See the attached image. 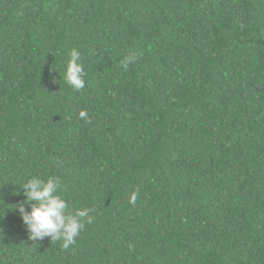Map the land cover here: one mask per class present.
Listing matches in <instances>:
<instances>
[{
  "label": "trees",
  "instance_id": "obj_1",
  "mask_svg": "<svg viewBox=\"0 0 264 264\" xmlns=\"http://www.w3.org/2000/svg\"><path fill=\"white\" fill-rule=\"evenodd\" d=\"M33 177L93 209L68 249ZM0 200V264H264V0H0Z\"/></svg>",
  "mask_w": 264,
  "mask_h": 264
},
{
  "label": "clouds",
  "instance_id": "obj_2",
  "mask_svg": "<svg viewBox=\"0 0 264 264\" xmlns=\"http://www.w3.org/2000/svg\"><path fill=\"white\" fill-rule=\"evenodd\" d=\"M69 60L65 72V81L74 90L85 88V70L81 60V53L73 48L69 53ZM136 54H131L124 59L122 67L127 70L129 64L137 60ZM81 118H86V113H80ZM61 181L59 178L50 177L47 180L33 177L28 179L20 189L23 190L25 200L14 205L21 218L31 241H43L50 238L51 242H62V248L68 249L76 243L84 224H91L95 217L90 213L93 209L82 208L74 213L70 211L68 202L59 194ZM17 192L15 195H19ZM136 193H133L131 202L135 203ZM0 202L3 203L2 200ZM27 206H30V210ZM5 215V209L0 218Z\"/></svg>",
  "mask_w": 264,
  "mask_h": 264
}]
</instances>
